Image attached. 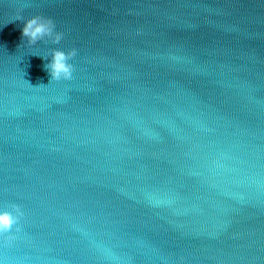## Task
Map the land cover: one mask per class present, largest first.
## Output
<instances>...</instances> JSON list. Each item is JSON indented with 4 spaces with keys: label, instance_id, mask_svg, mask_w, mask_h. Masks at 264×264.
<instances>
[{
    "label": "water",
    "instance_id": "obj_1",
    "mask_svg": "<svg viewBox=\"0 0 264 264\" xmlns=\"http://www.w3.org/2000/svg\"><path fill=\"white\" fill-rule=\"evenodd\" d=\"M18 11L61 42L28 46ZM13 204L0 264H264V0H0Z\"/></svg>",
    "mask_w": 264,
    "mask_h": 264
},
{
    "label": "clouds",
    "instance_id": "obj_2",
    "mask_svg": "<svg viewBox=\"0 0 264 264\" xmlns=\"http://www.w3.org/2000/svg\"><path fill=\"white\" fill-rule=\"evenodd\" d=\"M14 21L23 23L21 29V39L26 41L28 46H35L42 41H50L52 44H59L64 34L56 31V25L51 18L41 15L33 16L24 20L20 11ZM77 56V49L72 48L67 52L60 49H51L50 58L44 65L48 72L50 81L70 80L74 71L73 65L70 63ZM43 58V57H42ZM45 60V58H43ZM41 86V85H40ZM39 87V86H38ZM11 210L0 211V236L12 231L14 226L19 224L23 212L18 205H11ZM19 231V228L16 229Z\"/></svg>",
    "mask_w": 264,
    "mask_h": 264
}]
</instances>
